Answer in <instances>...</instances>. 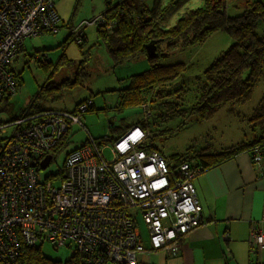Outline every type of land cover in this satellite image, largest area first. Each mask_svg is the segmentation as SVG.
Here are the masks:
<instances>
[{
  "label": "built area",
  "instance_id": "obj_1",
  "mask_svg": "<svg viewBox=\"0 0 264 264\" xmlns=\"http://www.w3.org/2000/svg\"><path fill=\"white\" fill-rule=\"evenodd\" d=\"M54 2L0 0V100L16 92L17 79L10 64L25 47V40L44 30H58ZM96 20H85L71 32L81 34ZM87 106L81 104L79 111H86ZM74 123L82 124L79 112L44 111L0 124V137L12 134L7 126L18 125L16 140L0 141V264H17L21 241L30 246L45 241L61 245L69 237L91 264H140L138 255L148 251L147 240L157 249L179 252V236L202 222L194 184L201 169L184 162L173 172L157 151L138 150L146 134L135 126L129 135L116 140L112 159L105 157L104 147H78L69 152L67 170L58 185L43 181L39 176L43 159ZM87 150L93 155L86 158ZM92 157L102 166V170L92 166L94 181L85 175ZM139 213L148 224L147 239ZM251 238L252 248H264V231H253Z\"/></svg>",
  "mask_w": 264,
  "mask_h": 264
},
{
  "label": "trees",
  "instance_id": "obj_2",
  "mask_svg": "<svg viewBox=\"0 0 264 264\" xmlns=\"http://www.w3.org/2000/svg\"><path fill=\"white\" fill-rule=\"evenodd\" d=\"M169 2L176 3L178 1L169 0ZM54 3V9L58 15L57 29L59 30L62 25L69 30L68 37L61 46L65 49L68 43L74 39L82 47L84 41L87 40L84 31L86 26L81 34L72 33L71 30L78 25H73L72 22L65 23L56 8V0ZM106 4V9L99 14V18L93 24L96 25L97 40L107 48L114 67L143 56L149 62L147 69L139 74L129 76L126 87L120 88L118 91V109L140 107L144 114L143 118L133 123L141 126L146 133L144 141L140 146H137L138 150L144 149L147 153L152 151L162 153L161 155L167 160L173 172H176L178 165L184 162H192L195 168H200L203 172L244 152H249L255 161L257 155L264 159V95L250 114L242 115L241 110H237L239 105H246L252 99L259 82H264V35L258 32L260 23L264 22V1L249 2L243 13L230 16L227 13L225 0H204L203 6L188 9L177 18L175 23L170 22L166 26L161 23L167 10V4L164 0H153L150 6L144 0H122L117 3L107 0ZM218 30H226L235 39V42L215 57L205 69L203 76L199 78L201 79V86L198 98L190 106L186 103L187 90L184 86L173 90L169 89L168 86L170 82L181 75L186 64L184 62L166 64L162 63L161 59L172 54L179 45L185 47L205 42ZM57 31L44 30L40 35ZM162 42L166 43L164 49L161 48ZM148 47L154 48L155 52L150 53ZM24 48L20 52H24L26 50ZM25 52L24 54H26ZM83 54L90 57L91 49ZM33 55L35 56L34 61L48 79L43 86H39L38 93L35 94L23 113L16 115L9 121L0 120V124L11 123L24 114L44 113L48 109L41 105L42 101L59 98L62 90L74 89L83 85L89 76L88 68L85 65L87 59H84L79 63L71 78H66L60 83L50 82L56 70L63 64H71V60L65 52L60 55L56 63L49 60L46 55L47 58L41 57L42 51H35ZM14 74L17 79L16 92L0 100V111L8 110L13 106L17 92L22 85L21 73L16 74L14 71ZM94 96L95 93H92L90 97L79 100L73 109L64 110L79 112L81 121L82 116L84 117L87 112L100 113L102 109L96 107ZM84 103L88 105V109L84 112L79 111V106ZM227 105H229L230 110L237 111L238 118L248 125L249 131L253 135L251 139L241 140L236 144L222 147L220 150L214 149L212 145L200 149L189 146L184 152L173 154L165 153L156 142L158 137L168 138L172 134V128H159L163 123L166 124L176 117L186 119L190 114L195 115L198 121H206ZM56 110L62 109L57 108ZM32 121L34 120L24 122L23 125ZM75 124L79 123L73 125ZM17 126V124L7 126V129L13 130V132L11 135L1 133L0 141L16 140L14 129ZM126 130V128H122V131H118L119 135L118 132L114 134L111 129L104 136L93 137L89 135L78 147L81 148L86 145L104 147L105 157V151L114 157L112 149L115 147V142ZM69 131L70 128L48 150L47 155L52 156L51 162L58 152L63 151L70 144ZM74 149L69 150V152ZM69 152L66 153L62 166L55 173L42 178L41 171L47 168L51 162L45 168L40 167L39 176L43 181H51L54 185L59 184L60 178L67 170L65 165ZM137 217L141 224V219L144 220L143 216L139 213ZM145 224L146 230L143 229V236H146L147 239L148 224L146 222ZM187 234L179 236L181 251L184 247L183 238ZM145 244L147 245V253L161 252L167 253L168 257L177 256V253L168 252L166 248L157 249L153 247L150 245V240L145 241ZM47 245H51L54 249L70 248L72 257L66 262L52 260L43 252V248ZM91 263L80 255L78 243L71 237L61 245L45 241L40 245L30 246L21 241L17 259V264Z\"/></svg>",
  "mask_w": 264,
  "mask_h": 264
},
{
  "label": "rangeland",
  "instance_id": "obj_3",
  "mask_svg": "<svg viewBox=\"0 0 264 264\" xmlns=\"http://www.w3.org/2000/svg\"><path fill=\"white\" fill-rule=\"evenodd\" d=\"M110 1L112 3H117L122 0ZM144 1L149 6L153 2V0ZM176 1L178 2L170 3L169 0H164L167 4V10L164 18L161 20L163 26L169 25L170 22L175 23L177 18L188 9L204 5V0ZM225 1L227 13L230 16H235L243 13L248 7L249 2L259 0ZM106 2L107 0H56V8L65 23L72 22L73 25H79L85 20L90 21L92 19H98L99 14L106 9ZM84 31L87 40L84 41L82 47L79 46L74 39L68 43L65 49L61 46L69 34L68 28L62 25L57 32H48L45 34L43 33V35L27 38L25 40L26 54L20 52L11 60L10 68L14 70L16 74L21 73L22 85L17 92L13 106L8 110L0 111V120L9 121L16 115L23 113L30 105L35 94L38 93L39 86H43L44 82L47 81L48 78L43 70L34 61L35 56L33 54L35 51H42L43 55L40 56H48L49 60H52L54 63L58 61L63 52H65L71 60V64H63L56 70L50 81L54 83H60L66 78H71L79 63L87 59L85 65L88 68L89 76L84 81V84L74 89L62 90L60 97L55 100L42 101L41 105L48 109L45 111L75 113L64 109H73L79 100L90 97L92 93H95L93 99L96 101V107L102 109L100 113L87 112L84 117L82 116L83 124H75L70 127L68 133L71 137L70 144L66 149L58 152L54 156L51 164L41 171L40 175L42 178L58 171L64 162L66 153L82 145L89 135L93 137L104 136L109 133L110 129L116 134L118 131H122V128L128 129L130 126L131 128L135 127L136 124L133 123H136L144 116L140 107L120 110L117 107V102L119 100L118 91L120 88L126 87L128 84V77L139 74L149 67L147 58L143 56L137 60L114 67L107 48L97 40L96 25L88 24ZM258 32L264 35V22L260 23ZM234 42L235 39L226 30H218L203 43H195L185 47L179 45L172 54L161 59V62L166 64L176 62H184L186 64V68L181 75L169 83V89L173 90L180 86H184L187 90L186 103L191 106L198 98L199 88L201 86V79L199 78L203 76L205 69L215 57L227 50ZM165 46L166 43L162 42L161 48L164 49ZM89 49H91V55L90 57H86L83 53ZM263 95L264 82H259L252 99L246 105H239L237 110H241L243 113L242 115L250 114L258 105ZM57 108L62 110H56ZM236 112L237 111L230 110L229 105H227L214 117L206 121H198L195 115L191 114L188 115L189 117L186 119L176 117L168 123H163L159 126L161 129L172 128L173 131L168 138L161 136L158 137L156 142L162 147L165 153L173 154L182 153L189 146L200 149L207 145H212L214 149L220 150L222 147L236 144L241 140L251 139L253 135L249 131L248 125L238 118ZM55 122L61 124L60 122ZM152 128H154L153 125ZM126 133L127 131H125L117 141L121 140ZM141 138L142 137H139L135 140L129 148H121L129 150ZM155 153L162 154L159 152ZM88 154L92 156L93 152L91 150L85 151L86 158ZM105 154L108 159L113 158L107 151H105ZM87 163L91 164V168H89L85 175L88 176L90 180L94 181L92 166H97V170H102V166L94 157L88 159ZM92 200L95 204H100L99 201L93 197ZM141 227L146 230V224L143 219H141ZM169 248L177 250L176 246L173 244H169ZM180 251L177 252V255ZM43 252L47 257L55 261L66 262L72 257V250L67 247L54 249L51 245H47L43 248ZM165 254L167 255V253Z\"/></svg>",
  "mask_w": 264,
  "mask_h": 264
},
{
  "label": "crops",
  "instance_id": "obj_4",
  "mask_svg": "<svg viewBox=\"0 0 264 264\" xmlns=\"http://www.w3.org/2000/svg\"><path fill=\"white\" fill-rule=\"evenodd\" d=\"M202 223L184 238L177 256L142 252L140 264H264L252 232L264 231V159L241 153L194 179Z\"/></svg>",
  "mask_w": 264,
  "mask_h": 264
},
{
  "label": "water",
  "instance_id": "obj_5",
  "mask_svg": "<svg viewBox=\"0 0 264 264\" xmlns=\"http://www.w3.org/2000/svg\"><path fill=\"white\" fill-rule=\"evenodd\" d=\"M148 49L150 50L149 52L151 53V52H155V49L154 48H152V49H150L149 47H148ZM51 155L49 154V155H47L44 159H43V162H42V167L43 168H45L47 165H49V163L51 162Z\"/></svg>",
  "mask_w": 264,
  "mask_h": 264
},
{
  "label": "clouds",
  "instance_id": "obj_6",
  "mask_svg": "<svg viewBox=\"0 0 264 264\" xmlns=\"http://www.w3.org/2000/svg\"><path fill=\"white\" fill-rule=\"evenodd\" d=\"M136 126H138V127H140L144 132H145V130L141 127V126H139V125H136ZM130 129H131V127H129L126 131H127V133L130 131ZM126 133V134H127ZM146 134V133H145ZM129 135V134H128ZM146 136V135H145ZM145 136L143 137V139H142V141H141V143L144 141V138H145ZM128 137V136H127ZM141 144H139L138 146H140ZM123 146H126V143H124L123 144ZM143 151H145L144 149H142ZM146 152V151H145Z\"/></svg>",
  "mask_w": 264,
  "mask_h": 264
},
{
  "label": "flooded vegetation",
  "instance_id": "obj_7",
  "mask_svg": "<svg viewBox=\"0 0 264 264\" xmlns=\"http://www.w3.org/2000/svg\"><path fill=\"white\" fill-rule=\"evenodd\" d=\"M83 124V123H82Z\"/></svg>",
  "mask_w": 264,
  "mask_h": 264
}]
</instances>
